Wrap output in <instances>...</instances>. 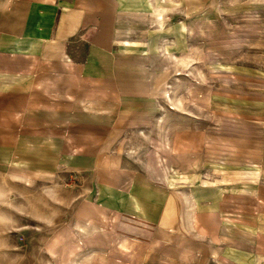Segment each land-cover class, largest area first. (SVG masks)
<instances>
[{"label":"crops","instance_id":"obj_1","mask_svg":"<svg viewBox=\"0 0 264 264\" xmlns=\"http://www.w3.org/2000/svg\"><path fill=\"white\" fill-rule=\"evenodd\" d=\"M120 6L0 0V153L18 167V158L27 166L35 149H52L56 165L87 188L74 210L83 236L59 257L73 254L79 264H264V87L249 103L222 102L261 132L243 138H258L253 150L234 144L232 160L220 150L212 160L208 129L193 125L170 128L165 143L151 136L147 145L160 114L147 98L148 78L130 77L118 42ZM132 135L143 145L127 156ZM163 143L159 153L165 159L162 151H169L177 171L167 175L147 156ZM199 154L208 170L183 180L178 166ZM119 235L128 250L117 248Z\"/></svg>","mask_w":264,"mask_h":264},{"label":"rangeland","instance_id":"obj_2","mask_svg":"<svg viewBox=\"0 0 264 264\" xmlns=\"http://www.w3.org/2000/svg\"><path fill=\"white\" fill-rule=\"evenodd\" d=\"M119 1L118 42L129 56L134 74L130 77L148 78L147 98L153 97L160 114L147 145L152 137L168 142L170 128L191 125L208 129L207 155L215 161L219 150L232 160L234 144L248 151L261 144L258 138L243 139L261 132L226 110L235 105L224 108L222 102L249 103L263 92L257 88L264 87V0ZM171 97L175 109L169 112ZM240 133L243 137L234 136ZM164 143L154 152L146 150L159 175L177 172L174 163L173 169L170 166L169 151H162L165 159L159 153ZM142 145L132 135L127 156L137 154ZM55 155L52 149H35L28 167L20 158L17 167L9 163L8 152L0 153V264H79L73 254L70 260L68 254L59 255L73 249L75 237L83 236L74 210L87 188H79V180L64 165H56ZM203 162L199 154L192 163L184 160L178 172L183 180H196L208 170ZM117 240V248L129 249L126 236Z\"/></svg>","mask_w":264,"mask_h":264}]
</instances>
